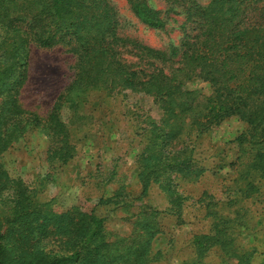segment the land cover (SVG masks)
<instances>
[{
  "label": "trees",
  "instance_id": "obj_1",
  "mask_svg": "<svg viewBox=\"0 0 264 264\" xmlns=\"http://www.w3.org/2000/svg\"><path fill=\"white\" fill-rule=\"evenodd\" d=\"M126 1L150 30L163 31L170 21L184 17L178 60L173 53L123 36L111 0H0V161L30 129L38 127L51 139L49 158L63 163L72 160L76 147L61 112L66 104L77 107L74 96L80 93L129 90L151 96L166 108L168 129L152 124L159 139H152L143 150L141 178L145 187L160 184L170 210L184 224L186 197L173 185L172 177L195 176L198 181L204 170L195 166L194 146L168 150L167 140L176 141L187 130L200 137L238 117L247 125L246 133L237 138L239 177L258 175V184L264 182V0H209L206 4L164 0L166 11L154 9L149 0ZM32 46H67L75 58L74 79L46 119L25 110L20 100ZM195 78L211 84L212 96L185 88ZM258 184L248 183L244 194L249 197L260 191ZM0 199V264L154 261L152 241L161 233L157 211L143 214L138 232L111 242L106 239L105 220L93 210L75 206L53 211L50 202L38 201L35 188L22 179H11L2 164ZM218 228L215 224L209 233L194 236L201 253L213 246L230 248L228 234L221 236Z\"/></svg>",
  "mask_w": 264,
  "mask_h": 264
},
{
  "label": "rangeland",
  "instance_id": "obj_2",
  "mask_svg": "<svg viewBox=\"0 0 264 264\" xmlns=\"http://www.w3.org/2000/svg\"><path fill=\"white\" fill-rule=\"evenodd\" d=\"M197 1L206 4L209 0ZM111 4L120 18L123 36L179 59L184 17L155 31L136 18L126 0H111ZM149 4L157 10L168 9L164 0H149ZM69 49H30L20 100L25 110L41 119L47 118L74 79L75 58ZM185 88L204 97L213 94L211 84L199 78L186 83ZM74 102L77 107H63L61 119L76 147L75 157L67 163L49 158L51 139L43 127L32 128L1 158L0 164L11 179H22L35 188L38 201L50 202L55 212L75 206L93 210L105 220L106 239L111 242L138 232L143 214L157 211L161 233L152 241L154 261L149 264H264V182L258 184V175L240 179L236 168L241 149L237 138L247 131L244 122L232 117L200 137L187 130L176 141L167 140L168 150L194 146L195 166L204 170L198 181L195 176L172 177L173 185L186 197L184 224H180L160 184L145 187L141 178L143 150L152 139H159L152 124L168 129L163 104L129 90H87L74 96ZM248 183L258 184L260 191L247 197ZM108 200L111 202L105 204ZM216 218L225 220L219 223ZM215 224L232 244L229 249L219 245L201 253L194 236L209 233Z\"/></svg>",
  "mask_w": 264,
  "mask_h": 264
}]
</instances>
